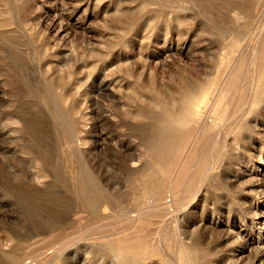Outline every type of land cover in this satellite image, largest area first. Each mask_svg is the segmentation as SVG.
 Wrapping results in <instances>:
<instances>
[{"label": "rangeland", "instance_id": "rangeland-1", "mask_svg": "<svg viewBox=\"0 0 264 264\" xmlns=\"http://www.w3.org/2000/svg\"><path fill=\"white\" fill-rule=\"evenodd\" d=\"M263 24L264 0H0V264H264Z\"/></svg>", "mask_w": 264, "mask_h": 264}, {"label": "bare ground", "instance_id": "bare-ground-1", "mask_svg": "<svg viewBox=\"0 0 264 264\" xmlns=\"http://www.w3.org/2000/svg\"><path fill=\"white\" fill-rule=\"evenodd\" d=\"M264 25V24H263ZM248 28V27H247ZM245 29V28H244ZM263 31V30H262ZM259 32V31H258ZM261 34V33H260ZM262 37V36H261ZM264 44V43H263ZM259 45H261V44H259ZM258 45V46H259ZM257 46V45H256ZM263 47H261V49H260V53L261 54H263L264 55V45H262ZM258 48V47H257ZM257 48H255L256 50H257ZM260 48V47H259ZM254 50V49H253ZM255 51V50H254ZM254 51H252V52H254ZM258 52H259V49H258ZM255 53V52H254ZM254 53H252V54H254ZM251 54V55H252ZM260 56V55H259ZM262 59H264V56H263V58ZM251 60H253V59H251ZM260 60V59H259ZM258 60V61H259ZM257 60H256V57L254 58V62H253V65H251L252 67H254V69H255V71H253V73L255 72V77H256V74H258V72H260L262 69H264L263 67H260V66H258V64H260V61L262 62V60H260L259 62H258ZM262 64V63H261ZM264 65V64H263ZM234 71V70H233ZM239 74V73H238ZM235 75H236V73H235ZM252 76V75H251ZM254 76V75H253ZM258 76H259V74H258ZM264 76V75H263ZM239 77V76H238ZM261 77L262 76H260L259 78L257 77V79L256 80H258L259 81V79H261ZM263 78V77H262ZM230 79V78H229ZM251 79H252V77H251ZM253 81H255L254 80V78H253V80H252V82ZM232 82V81H231ZM232 84H233V82H232ZM257 84V83H256ZM236 86V85H235ZM252 86H253V84H252ZM251 86V87H252ZM225 87V86H224ZM257 88V87H256ZM262 88V87H261ZM263 89V88H262ZM255 89H253V91H254ZM200 91V90H199ZM255 91H257V90H255ZM211 92V91H210ZM252 92V91H251ZM263 92V91H262ZM255 93V92H254ZM204 94H207V88H203V90H202V92H201V95H204ZM258 94V93H257ZM186 95H188V94H186ZM190 95V94H189ZM195 95H197V94H195ZM221 95H222V93H221ZM191 96H192V93H191ZM256 95L254 94V96H253V98H256L255 97ZM208 97V96H207ZM218 97H220V95L218 96ZM221 97H224V96H221ZM205 99H206V97H204ZM225 98V97H224ZM196 99H197V97H191V98H189V99H187L186 100V102H185V104H183V106H182V108L180 107V109H181V111H180V114L178 115V116H176V122L175 123H177L179 126H189V125H194L195 126V130H197V127L199 126V123H200V120H201V117H200V114H199V106H198V104H197V102H196ZM258 99V98H257ZM200 102V101H199ZM221 104V103H220ZM181 106V105H180ZM202 109V108H201ZM171 112V111H170ZM204 112V111H203ZM175 114V113H174ZM169 116V115H168ZM169 119V118H168ZM172 119V118H171ZM158 122H160V121H158ZM203 122V121H202ZM161 123V122H160ZM172 122H170V124H171ZM172 124H174V123H172ZM171 124V125H172ZM213 124V123H212ZM163 125H165V124H163ZM169 125V124H168ZM191 125V126H192ZM167 126V125H166ZM175 126H177V125H175ZM173 128V127H172ZM203 128V127H202ZM205 128V127H204ZM203 128V129H204ZM175 129V128H174ZM164 130V129H163ZM175 130H177V129H175ZM179 130V129H178ZM160 131V130H159ZM165 131V130H164ZM198 132H199V130H197ZM203 131V130H202ZM201 131V132H202ZM204 131H206V130H204ZM177 132V131H176ZM209 132V131H208ZM197 133V132H196ZM206 133H207V131H206ZM173 134V133H172ZM178 134V133H177ZM182 134V133H181ZM163 138V137H162ZM161 138V139H162ZM191 138V137H190ZM193 139H195V138H193ZM163 141H165L164 140V138L162 139ZM180 140V139H179ZM204 140V139H203ZM196 143H197V141H196ZM200 143V142H199ZM199 143H197V144H199ZM166 145V144H165ZM197 148V147H196ZM160 150V149H159ZM191 153V152H190ZM138 159V158H137ZM189 159V158H188ZM187 159V160H188ZM168 160V159H167ZM159 161V160H158ZM189 161V160H188ZM155 163V162H154ZM171 165V164H170ZM186 167V166H185ZM167 168V167H166ZM190 168V167H189ZM163 169V168H162ZM189 170V169H188ZM168 171H170L169 169H168ZM174 171V170H173ZM179 171V170H178ZM169 174H170V172L168 173V176H169ZM181 175V174H180ZM188 176V175H187ZM187 178V177H186ZM184 180V179H183ZM180 181V180H179ZM184 182H185V180H184ZM183 182V183H184ZM174 183V182H173ZM178 183V182H177ZM204 184V183H203ZM179 185V184H178ZM174 186V185H173ZM94 188V187H93ZM153 189V188H152ZM177 189V188H176ZM87 191V190H86ZM85 192V191H84ZM152 193V192H151ZM95 194H96V192H95ZM89 198H91V197H89ZM94 198V197H93ZM93 198H91V200L93 199ZM93 201V200H92ZM96 201H97V203L99 202V200L98 199H96ZM88 203H89V200L87 201ZM93 202H95V198H94V201ZM92 203V202H91ZM148 203V202H147ZM98 204H100V203H98ZM102 204H104V203H102ZM106 204V203H105ZM101 205V204H100ZM85 206V205H84ZM95 207V206H94ZM106 207H107V204H106ZM106 209V208H105ZM89 210H91V209H89ZM155 210V209H154ZM91 213V212H90ZM141 216V215H140ZM137 219V218H136ZM57 229H59L60 230V228H57ZM56 229V230H57ZM62 229V228H61ZM66 230V229H65ZM51 231H53V230H51ZM58 231V230H57ZM60 232V231H59ZM37 234H39V233H37ZM42 234L45 236L46 235V233H43L42 232ZM41 234V235H42ZM28 240V239H27ZM19 241H21V240H19ZM25 242V241H24ZM28 242V241H27ZM66 244V243H65ZM118 247V246H117ZM132 251V250H131ZM44 252V251H43ZM117 252V251H116ZM41 254V253H40ZM47 254V253H46ZM43 255V254H42ZM44 256V255H43ZM12 257H14V256H12ZM45 258V257H44ZM6 259H8V258H6ZM10 259V258H9ZM21 260H23L22 262L24 263V264H27V263H25V260H27V259H21ZM20 261V260H19ZM10 262V261H9ZM16 264V263H15ZM18 264V263H17ZM20 264V263H19Z\"/></svg>", "mask_w": 264, "mask_h": 264}]
</instances>
